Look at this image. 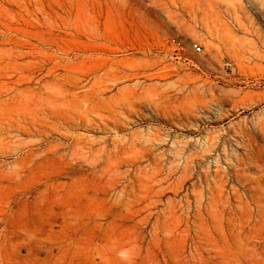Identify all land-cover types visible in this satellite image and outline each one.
<instances>
[{"label":"rangeland","instance_id":"374dc122","mask_svg":"<svg viewBox=\"0 0 264 264\" xmlns=\"http://www.w3.org/2000/svg\"><path fill=\"white\" fill-rule=\"evenodd\" d=\"M263 132L264 0H0V264H247Z\"/></svg>","mask_w":264,"mask_h":264},{"label":"bare ground","instance_id":"6f19581e","mask_svg":"<svg viewBox=\"0 0 264 264\" xmlns=\"http://www.w3.org/2000/svg\"><path fill=\"white\" fill-rule=\"evenodd\" d=\"M73 79L77 81L76 77ZM67 83H70V81ZM70 102L71 100H69V104ZM245 143L242 158L244 167L240 170L238 168L235 170V180L241 184L240 187H242L245 197H241L242 195H238L236 191L233 207L232 234L236 255L245 256L248 261L247 264H264V132L262 133L260 143H252L248 139ZM239 160L237 161L238 164L240 163ZM236 187L238 188V186ZM219 231V238L221 243H223L224 233L221 225ZM221 247H223V244H221Z\"/></svg>","mask_w":264,"mask_h":264},{"label":"built area","instance_id":"2783aa9c","mask_svg":"<svg viewBox=\"0 0 264 264\" xmlns=\"http://www.w3.org/2000/svg\"><path fill=\"white\" fill-rule=\"evenodd\" d=\"M173 45H174V48H173L174 56L176 58H182L183 54L179 50V48L182 49V46L180 45V43L177 41L176 42L173 41ZM189 50L194 55H199L202 52L201 46L197 42H191L189 44ZM184 59H185V61H189V59H187V57H184Z\"/></svg>","mask_w":264,"mask_h":264}]
</instances>
